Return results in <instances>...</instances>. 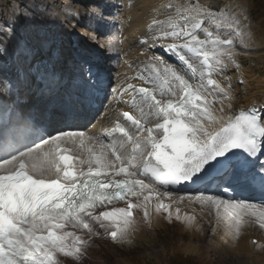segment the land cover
<instances>
[{
  "label": "snow or ice",
  "instance_id": "1",
  "mask_svg": "<svg viewBox=\"0 0 264 264\" xmlns=\"http://www.w3.org/2000/svg\"><path fill=\"white\" fill-rule=\"evenodd\" d=\"M46 6L52 9L51 15L58 14L55 0H46ZM168 11L174 15L153 22L158 28L149 47L163 48L177 63L154 55L146 77L149 86L136 89L129 84L123 90L131 89V107L142 119L123 112L112 129L121 134L116 141L104 144L98 138H86L83 131L44 136L32 128L31 112L0 107V151L6 154L0 161V264H61L59 256L81 260L89 242L101 235L98 229L114 241H127L133 209H143L148 218L153 194L161 186L165 196L171 195L170 186L200 184L205 188L196 191L203 192L209 182L223 193L234 192V186L264 192V108L253 105L230 115V103L225 108L229 93L214 78L224 76L229 64L239 69L231 38L238 33L225 32L221 38L219 31L210 30L216 21L213 12L220 11L213 5L205 9L193 0L183 8L169 5ZM88 15L102 18L103 12L92 9ZM66 26L75 27L70 21ZM167 38L173 42L162 43ZM89 39L96 36L90 34ZM18 43L28 50L25 41ZM79 70L77 87L86 100L92 86L89 74H96L86 61ZM113 92L121 94L118 89ZM31 137L38 142L31 143ZM85 138L94 141L92 146L86 145ZM77 142L75 154H64L71 149H62V144ZM131 197H136L135 203ZM116 199L127 206L93 214ZM195 199L215 207L218 223L225 224L233 238L239 237L245 223L264 229V203L202 194ZM161 209L172 216L168 204L159 203L156 211Z\"/></svg>",
  "mask_w": 264,
  "mask_h": 264
},
{
  "label": "bare ground",
  "instance_id": "2",
  "mask_svg": "<svg viewBox=\"0 0 264 264\" xmlns=\"http://www.w3.org/2000/svg\"><path fill=\"white\" fill-rule=\"evenodd\" d=\"M80 1L82 3L86 2L85 0H80ZM116 1L120 3L119 8H121V10L116 11L117 18L115 16L116 22L114 24H113L114 17L111 18L110 16H108V14H103L102 18L96 15H92V18L91 19L88 18L89 20L86 21V17L81 16L83 15V13L77 12V11L74 12L72 10V11L66 12V17L68 21L71 22V24L75 25V27L64 29V33H63L61 26H59L60 24L56 25L54 28L55 33H54V39L52 42L50 41L46 43H41L40 41L36 40L35 32L33 30H31L29 35H26L23 38L25 39L24 41L27 43L26 45H27L28 50H25L24 48L20 46L18 41H21V40H17V41L14 40L15 43L14 42L12 43L10 51L7 53L9 54L10 58H8L7 61L4 58L3 59L6 62L10 61L8 64H5V66L13 64L16 61L14 63L16 67V73L18 70H22L20 73L18 72V74L21 76V78L19 77V79L23 83L22 89L24 90L20 89L18 91V89H16L12 91L14 92L13 95L6 96V97L0 96V99L5 101L6 103H9V105L18 106V110L19 109L22 110V113H23V109L26 108L25 107L26 103H31L35 101V97L37 93L39 92L38 91L39 85H38V80H37L39 77H43V75L46 72L53 70V69H56L59 72H64L65 74L74 72L75 70L74 64H70V62H68V56L71 51L73 56L76 57V61H77L78 55L75 54V51L71 50V48H70V51L68 52V50L63 47L62 42H64L63 38H66L68 39L69 44L71 46L73 43L72 39L73 40L78 39L82 47L86 46V44L89 42L90 46L87 48L88 51L99 50V53L101 52L102 56L107 54L106 55V57L108 56L107 66L110 69L111 75H114L116 77L113 81L112 87H110V91L107 92V94H109L108 95L109 97H106V99L103 100V102L101 103H98L96 101L97 98L96 100L93 99V100L88 101L90 104L92 105L95 104V106L98 105L99 107L96 109L92 108V110L88 108L86 109V114L95 116V118L92 119L90 123H85L86 125L84 127L77 126L76 128L64 129V131H70V132L83 131L86 134V138L88 136H91L93 138H98L104 144H110L113 141L110 143L106 141L104 139L103 134L109 128V126L113 125L117 121L118 117L122 116L123 112L127 111L130 114H132L135 118L142 119L141 113L137 109L131 107V100H132L131 89H128L127 91H123V90L127 89V86L129 84L133 85L136 89L139 86H149L146 83L147 71L149 70V59L153 57L152 54L156 53V49H157L156 47H149V45H151L152 43V35L154 32H156L158 28V26L155 25L153 22L156 20L166 21L169 15H174V13H170L168 11V6L175 5L179 7V0H177V2L176 0H116ZM187 1L188 0H185V2ZM205 1L207 2L205 3L202 2L204 3L203 5H206V6L213 5L214 7H218V8L221 5L225 4L224 0H205ZM105 8H106L105 5L104 6L100 5L96 9L102 10L103 12ZM17 14L20 15L19 13ZM107 22L111 24L108 29L109 32H106V33L102 32L99 34L98 33L99 28L97 24L104 25ZM181 23H182L181 20H177V24H181ZM207 23L208 22L205 21V24ZM149 25H152V28H149ZM223 26L224 25H216L214 23L211 25L210 30L219 31L221 38H224L225 32L233 33L231 29H227L225 28V26L224 27ZM165 27L168 28L169 31L172 30V28L167 25H165ZM90 34L95 35L96 39L95 40L89 39ZM239 36L238 34L231 36V38L234 41V45L236 47V52H237L236 61L240 65L239 69L229 64L228 71L224 74V76L214 75V78L217 80V83L220 85V87L225 88L226 91H228L229 93L228 100L225 102V108L227 109L230 103L231 105V109L229 111L230 115L238 114L240 110H247L249 109L248 107L253 106V105H255L257 108H264V79L262 80L261 78H259L258 75H256L255 73H252V71L250 72V69H249L250 67L248 66L250 65V63L254 61L253 60L254 56L253 55L250 56L248 54V49L245 48L244 44L242 43L243 38L241 39V37ZM201 38H204L203 34H201ZM98 40L100 41L98 42ZM140 40H145V44L141 45ZM162 42L170 43V42H173V40L171 38H167L163 40ZM15 46L16 48H14ZM85 59L86 58L84 57L82 58V60H85ZM2 61H0V70L2 67L5 68ZM77 64L79 65V61L76 63V65ZM79 75H80V70L77 69L76 75L74 76V81L76 83L69 93L70 97L73 98L75 101H79L80 96H81V90L77 87V85L81 83V81L78 79ZM197 75H199L198 71H197ZM5 77L8 78L7 76ZM229 83L231 85L230 88L228 87ZM7 87L9 89L11 88L8 85ZM11 89L9 92H11ZM113 89L120 90L121 94L117 95V93L113 92ZM90 91L92 92V94L91 92L89 93L88 99H91V97L95 98L96 90L93 89V86H91ZM26 111H27V108H26ZM36 118H39V117H36ZM36 118L34 117V115L31 118L32 128H33V125L35 124ZM83 122L85 121L83 120ZM133 131L134 129L131 127L130 134H132ZM56 133L58 132H54L51 134H56ZM86 138H85L86 145L92 146L94 141L89 142ZM1 139H2V136H1ZM30 142L34 144L38 142V138L31 137ZM96 147H99V145H96ZM61 148L62 149L69 148L71 149V151L66 152V153L75 154L78 150V142L76 145L62 144ZM45 150H47V146H45ZM5 156L6 154L0 151V161H2V159L5 158ZM82 158H85V159L87 158L86 152H84ZM83 167L85 170L87 169L86 164L83 165ZM157 193L153 194L151 204L148 209L150 213L148 218L144 217L143 209H133V223L130 227L129 232L131 231L133 233L134 231L135 236H137V232L135 230L136 228L140 226L144 227V229H148V228L153 229V228H156V225H159L158 218L161 216V213H162L161 211H163V209L157 212L156 206L161 202L165 204L167 203L163 199H161V194L159 193L157 194ZM144 194L147 195L146 192ZM201 194L202 195H219V193L206 194L204 192H201V193H195V194H182L178 196L177 194L174 195V193H171L170 196H166V199L170 197L172 198L173 197L172 195H174L175 196L173 197L174 200L176 198L181 201H184L186 199L188 200L187 201L188 203L196 202L198 206H202V204L195 199L196 196L201 195ZM245 195H246V191H241L237 195L238 200L242 199V200H245L246 202L261 204L259 200H247L248 198ZM181 197H183V199H180ZM131 198L133 200V197ZM141 199H143L142 196H141ZM175 201L173 200L171 202L169 201L170 203H168V205H169V212L172 213V216L177 217V212L175 209L177 207H176ZM132 202L135 203L136 199H134ZM191 206L192 204L189 207L191 208ZM117 207H126V205L113 201L111 204L102 205L100 210H98L97 212H93V214L98 215L101 211H105V210L110 211ZM186 207H183V208L181 207L180 209L181 211H179L178 213L179 216L181 217L179 221L182 222L181 225H183L184 231L189 230L192 233H195L196 225L195 226L192 225L193 223L191 221L190 223L192 224L188 225L189 224L188 220L183 218L185 216H188L187 212H191L193 210L192 208H191L192 210H188ZM211 207H212L211 208L212 211L216 213L215 207L214 206H211ZM165 213L168 214V212H165ZM197 213H200V212H197ZM105 223H109V222L106 221ZM218 224H221V228L224 229L223 228L224 226L222 225H225V224H222V223H218ZM98 230L101 233L104 232L103 229H98ZM205 231L210 232L211 229L207 228V230ZM76 233L79 235H82L81 230H78ZM254 238L253 237L250 238L249 244L243 243L239 245V248L237 247L240 251V255H244L246 254V252L247 253L249 252L250 255L251 254L255 255L257 254V252L260 253V251L264 250V247L263 248L261 247L262 244L260 242H258L257 246H255L254 248V245H253ZM252 250H255V251H252ZM262 253L264 255V251ZM96 255H97L96 252L93 253V256H96ZM86 260L90 261V259H87V257L84 256L80 261L84 262Z\"/></svg>",
  "mask_w": 264,
  "mask_h": 264
},
{
  "label": "rangeland",
  "instance_id": "3",
  "mask_svg": "<svg viewBox=\"0 0 264 264\" xmlns=\"http://www.w3.org/2000/svg\"><path fill=\"white\" fill-rule=\"evenodd\" d=\"M85 1L86 2L82 3L80 0H55L58 14L53 16L50 14L52 9L46 6V0H0V42H2L7 50L10 51L12 43H15L14 40H22L24 36L30 34L31 30L35 32L36 40L41 43L52 42L56 25L60 24L59 26H61L63 33L64 29L70 28L66 26L69 22L66 17V12L72 10L74 12H81L83 13L81 16L86 17L87 21L89 20L88 18H92V15L89 16L88 12L92 9H96L100 5H105L106 7L103 14H108L111 18L114 17L113 24L116 22V11L121 10L118 1ZM192 2L193 0H188L187 2H185V0H179V7L182 8L183 6H189ZM194 2L201 8L207 9V6L203 5L207 1L194 0ZM224 2L225 4L219 7L220 11L213 12V15L216 18L215 24L224 25L225 28L231 29L233 33H238V36L240 35L239 37H241V39L243 38L242 43L244 44V47L248 49V54L254 56H252L254 61L248 66L250 67V72L252 71V73H255L263 80L264 0H224ZM61 5H63V7H61ZM25 11L31 13V16L26 17L24 15ZM257 15L258 17L256 18ZM97 25L99 28L98 33L100 34L102 32H109L108 29L111 24L107 22L104 25ZM24 40L25 39L22 41ZM63 41V47L69 52L71 46L68 39L63 38ZM99 41L100 40H98V42ZM14 48H16V46ZM152 55L154 56L158 54L154 53ZM68 62L74 64V66H76L75 63H77L76 57L73 56L71 51L68 56ZM14 63L5 66V68H1L0 89L7 87V85L13 89L12 91L16 89L19 91L23 88L22 81L18 79L19 77L21 78L18 72L20 73L22 70H18L16 73ZM8 80L12 81L9 82ZM12 91L10 93L0 91V96H11L14 94ZM26 105H28L27 107L25 106L27 111H32V109H34L28 103H26ZM36 114L37 113L34 114V117H39ZM39 115L42 116V114ZM161 192L164 191L159 188L158 193L161 194V199L167 204L172 200H176V210L179 209V211H181V207L183 208L186 206L188 210L193 209L191 212H187V214L190 217L191 215L192 217L196 216L193 221H191L193 224L188 221V225H196L195 233H192L189 230L184 231V227L181 225L182 222L179 221L176 216H171L169 218L167 213L161 211V218H158L159 225H156V228L152 229L147 227L148 229H144V227L140 226L135 230L137 236H135L134 231L133 233L131 231L129 232L127 241H114L100 232L101 235L94 237L90 241L89 246H86L87 250H94L93 248L96 246L95 251L92 252L90 250V252L87 251L88 254H85V257L90 259V261L86 260L82 262L80 260H74L71 257L63 256H59L58 258L63 262H67V264H169L171 259L176 257L186 260V262H184L185 264H264V255L262 253L264 250L260 251V253L257 252L255 255H250L249 252L240 255L238 249L240 244H249L250 238L252 237H256L254 239L262 244V248L264 247V229H261L258 224H243L241 226L239 237L233 238L232 233L226 225H222L224 226V229H222L221 224H218L217 214L212 211L211 206H198L196 202L188 203V200L186 199L184 200L185 203L177 198L174 200L173 197H175V194L172 195V198H167V200L166 196L162 195L163 193ZM177 195L179 196L182 194ZM134 199L136 198L133 197V200ZM191 204L192 209L189 207ZM100 208L101 206L97 207L94 212H97ZM196 211L200 213H197ZM207 228L211 229V231H205ZM256 243H253L254 248L258 244ZM103 245L104 248H101ZM95 252L98 256H93V253Z\"/></svg>",
  "mask_w": 264,
  "mask_h": 264
},
{
  "label": "trees",
  "instance_id": "4",
  "mask_svg": "<svg viewBox=\"0 0 264 264\" xmlns=\"http://www.w3.org/2000/svg\"><path fill=\"white\" fill-rule=\"evenodd\" d=\"M259 8V7H258ZM260 9V8H259ZM258 17V15L256 16V18ZM0 27H1V24H0ZM184 262H186V260H183L182 258L180 257H176V258H173L171 259V262L169 264H185Z\"/></svg>",
  "mask_w": 264,
  "mask_h": 264
}]
</instances>
